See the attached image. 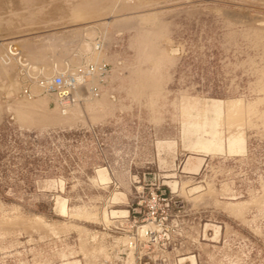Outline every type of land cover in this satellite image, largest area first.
<instances>
[{
	"label": "rangeland",
	"instance_id": "1",
	"mask_svg": "<svg viewBox=\"0 0 264 264\" xmlns=\"http://www.w3.org/2000/svg\"><path fill=\"white\" fill-rule=\"evenodd\" d=\"M0 1V264H264V0ZM90 27L101 95L24 97Z\"/></svg>",
	"mask_w": 264,
	"mask_h": 264
},
{
	"label": "built area",
	"instance_id": "2",
	"mask_svg": "<svg viewBox=\"0 0 264 264\" xmlns=\"http://www.w3.org/2000/svg\"><path fill=\"white\" fill-rule=\"evenodd\" d=\"M12 45L2 57L16 66L20 93L29 99L49 97L54 105L63 106L82 97L95 98L110 76L109 62L103 56L104 40L92 27L85 28L70 47L50 54L46 63L30 59L20 46Z\"/></svg>",
	"mask_w": 264,
	"mask_h": 264
},
{
	"label": "bare ground",
	"instance_id": "3",
	"mask_svg": "<svg viewBox=\"0 0 264 264\" xmlns=\"http://www.w3.org/2000/svg\"><path fill=\"white\" fill-rule=\"evenodd\" d=\"M0 2H1V1H0ZM6 2L8 3V1H6ZM5 16H6V14H5ZM5 16H4V17H5ZM74 17H76V16H74ZM7 18H8V17H7ZM78 18H79V17H78ZM75 19H76V18H75ZM18 20H19V19H18ZM72 21H73V20H72ZM6 22H7V21H6ZM34 23H35V22H34ZM3 24L6 25L5 22H4V19L2 18V21H0V28L2 27L1 25H3ZM36 24H37V23H35V25H36ZM16 25H17V24H16ZM21 25H22V24H21ZM23 27H24V26H23ZM39 27H40V26H39ZM31 28H32V27H31ZM2 29H4V27H3ZM2 29H0V33H1V30H2ZM8 30H9V29H8ZM31 30H32V29H31ZM31 30H30V31H31ZM33 30H35V29H33ZM36 30H38V27H37ZM4 31H5V30H4ZM5 32H7V31H5ZM28 32H29V30H28ZM32 32H33V31H32ZM9 33H10V32H9ZM1 36H2V35H1ZM2 38H3V37H2ZM0 39H1V38H0ZM15 47H18V45H17V44H13V45H12V48H15Z\"/></svg>",
	"mask_w": 264,
	"mask_h": 264
},
{
	"label": "crops",
	"instance_id": "4",
	"mask_svg": "<svg viewBox=\"0 0 264 264\" xmlns=\"http://www.w3.org/2000/svg\"><path fill=\"white\" fill-rule=\"evenodd\" d=\"M101 178H102V179H104V177H103V176H102Z\"/></svg>",
	"mask_w": 264,
	"mask_h": 264
}]
</instances>
